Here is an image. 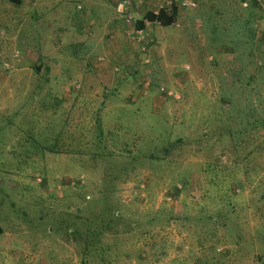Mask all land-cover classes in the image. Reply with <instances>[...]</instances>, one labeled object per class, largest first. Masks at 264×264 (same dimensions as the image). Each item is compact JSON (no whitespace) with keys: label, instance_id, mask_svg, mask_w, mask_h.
Segmentation results:
<instances>
[{"label":"rangeland","instance_id":"374dc122","mask_svg":"<svg viewBox=\"0 0 264 264\" xmlns=\"http://www.w3.org/2000/svg\"><path fill=\"white\" fill-rule=\"evenodd\" d=\"M208 1L138 31L122 0H0V264H264V42L214 43Z\"/></svg>","mask_w":264,"mask_h":264},{"label":"trees","instance_id":"16d2710c","mask_svg":"<svg viewBox=\"0 0 264 264\" xmlns=\"http://www.w3.org/2000/svg\"><path fill=\"white\" fill-rule=\"evenodd\" d=\"M215 1L216 0H209L207 8L209 9V11L202 12L205 17L204 19H206L209 24V30L212 36L211 40L214 43L221 42L222 47L224 49L226 48L228 51H230V53H242V55L245 56V54L249 52V56L251 57L257 53H260V55L262 56L260 45L264 42V35L259 36L257 32L258 23L264 20V7L262 8L260 2L258 0H239L240 6L243 5L244 2H249V5L246 8L241 6V9H239L238 12L231 13L229 19L225 21L223 26H220V22H218V19L222 15V11L221 9H219L220 2L215 3ZM178 17L179 12L176 9L170 11H160L159 14L148 12L142 19L137 21L136 28L138 30H145L147 28L148 22H157L164 27H169L174 25L178 21ZM225 40L231 41V45L233 46V48L230 47V45H226V43L222 42ZM258 64L260 65V61L257 62V65ZM258 78L259 76L257 74L252 75L250 78L251 84L255 85ZM249 118H251V116H248L246 118V121H248ZM252 118L254 119V117ZM260 121L263 122L262 120ZM41 149H43L42 151L55 153L56 145L51 147L42 146ZM100 202H102V200H100ZM88 229L89 239L90 236H94L95 234L92 233V228L89 227ZM68 233L71 234L72 231L70 232L68 230ZM90 244L91 242H88V254Z\"/></svg>","mask_w":264,"mask_h":264},{"label":"built area","instance_id":"2783aa9c","mask_svg":"<svg viewBox=\"0 0 264 264\" xmlns=\"http://www.w3.org/2000/svg\"><path fill=\"white\" fill-rule=\"evenodd\" d=\"M153 1L155 2L154 8L152 10H149L148 12L159 14L160 11H170L176 9L179 12V14H182V12H186L187 10L198 8L200 0H153ZM142 3L143 1L139 0V4ZM120 7H121V11L123 12L126 18V22L129 24L135 22V28L137 21L145 16L144 15L143 17L137 19L134 18L135 15L140 16V14L134 10L133 0H122ZM136 30L138 29L136 28ZM138 31H143V30H138Z\"/></svg>","mask_w":264,"mask_h":264},{"label":"crops","instance_id":"0c3cea01","mask_svg":"<svg viewBox=\"0 0 264 264\" xmlns=\"http://www.w3.org/2000/svg\"><path fill=\"white\" fill-rule=\"evenodd\" d=\"M94 14L95 12L93 11V10H91V12L89 13V14ZM110 22V21H109ZM111 25L108 27V28H110V27H114L113 25H112V23H110ZM109 30V29H108ZM106 32H107V29H106ZM90 35H91V32H90ZM105 37V39L106 40H109L108 42H103V43H105V47H106V49H108L110 46H112V45H114L113 44V40H111L110 38H109V36H107V35H105L104 36ZM117 41V40H116ZM109 43H110V45H109ZM119 46V45H118ZM112 48H113V46H112ZM113 49H115V48H113Z\"/></svg>","mask_w":264,"mask_h":264}]
</instances>
